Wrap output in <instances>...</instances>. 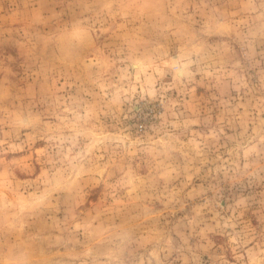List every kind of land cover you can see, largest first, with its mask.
Returning a JSON list of instances; mask_svg holds the SVG:
<instances>
[{"label": "rangeland", "instance_id": "374dc122", "mask_svg": "<svg viewBox=\"0 0 264 264\" xmlns=\"http://www.w3.org/2000/svg\"><path fill=\"white\" fill-rule=\"evenodd\" d=\"M0 264H264V0H0Z\"/></svg>", "mask_w": 264, "mask_h": 264}]
</instances>
